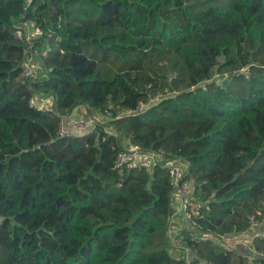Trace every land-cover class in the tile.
Returning a JSON list of instances; mask_svg holds the SVG:
<instances>
[{
  "label": "trees",
  "instance_id": "1",
  "mask_svg": "<svg viewBox=\"0 0 264 264\" xmlns=\"http://www.w3.org/2000/svg\"><path fill=\"white\" fill-rule=\"evenodd\" d=\"M24 2L0 0V264H186L166 249V171L114 168L123 137L188 162L206 204L200 233L238 234L264 217V0ZM26 19L48 49L36 81L14 36ZM35 93L52 108L31 107ZM140 104L57 136L77 106ZM183 239L213 264H264V236L254 256Z\"/></svg>",
  "mask_w": 264,
  "mask_h": 264
},
{
  "label": "built area",
  "instance_id": "2",
  "mask_svg": "<svg viewBox=\"0 0 264 264\" xmlns=\"http://www.w3.org/2000/svg\"><path fill=\"white\" fill-rule=\"evenodd\" d=\"M32 0H25L24 8L30 6ZM14 36L24 43L21 68L24 76L29 81L40 80L44 76L43 61L47 58L48 49L37 45L43 36L42 29L31 19L18 22ZM217 62H222V57L217 58ZM217 74L214 75L216 77ZM159 98V95L156 97ZM29 105L38 110H48L53 106L51 96H44L41 93L32 94L29 98ZM145 104H140L136 110L120 108L116 112L107 110L105 113L89 112L88 108L77 106L73 110L60 116L57 126L58 137H78L93 132L98 124L105 120L117 118L125 114H132L145 108ZM107 132L113 131L108 128ZM121 149L114 158V168L121 171L123 168H146L151 171L159 166L165 169L170 186V207L171 213L167 225V251L185 261L186 264H213L210 260L201 258L190 249L183 239L184 233L198 240L214 239L226 250L238 249L241 252L254 256L255 250L252 247V240L256 236H264V217L259 221H254L251 216L249 228L238 234L221 233L217 236L212 233L199 232L198 219L202 217V208L205 202L196 196V185L194 180L188 175V162L174 157L166 151L145 150L137 144L131 142L127 137L121 138ZM246 264H251L247 260Z\"/></svg>",
  "mask_w": 264,
  "mask_h": 264
},
{
  "label": "rangeland",
  "instance_id": "3",
  "mask_svg": "<svg viewBox=\"0 0 264 264\" xmlns=\"http://www.w3.org/2000/svg\"><path fill=\"white\" fill-rule=\"evenodd\" d=\"M75 110V109H74Z\"/></svg>",
  "mask_w": 264,
  "mask_h": 264
}]
</instances>
